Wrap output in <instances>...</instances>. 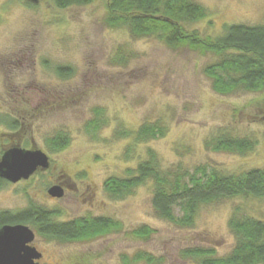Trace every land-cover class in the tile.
<instances>
[{
	"label": "rangeland",
	"instance_id": "1",
	"mask_svg": "<svg viewBox=\"0 0 264 264\" xmlns=\"http://www.w3.org/2000/svg\"><path fill=\"white\" fill-rule=\"evenodd\" d=\"M194 1L208 15L188 27L203 36H218L224 24H264V0ZM107 2L59 8L53 0H0L1 114L9 115L8 121L23 115L24 121L18 117L22 146L35 143L51 161L49 170L27 181L0 186V209L16 211L30 200L48 201L62 209L63 218L104 215L117 222L116 231L93 238L36 239L47 264H145L138 252L152 254L159 264H199L185 253L195 248L210 249L211 258H221L234 245L231 214L239 208L264 219V197L204 204L193 225L182 227L155 214L150 180L122 198L111 197L103 183L133 172L147 149L167 169H264V90L216 92L205 73L217 58L214 54L184 45L169 48L153 37L133 38L124 28L108 26ZM119 50L126 60L114 63ZM58 67L70 74L60 76ZM95 108L102 110L105 121L92 135L86 125ZM155 121L165 128L163 135L134 140L138 127ZM120 130L130 135L119 136ZM60 131L69 136V144L52 152L45 140ZM220 131L253 138L256 144L245 154L214 151L207 140ZM14 133L0 125V144ZM58 178L71 187L49 202L46 190L57 186ZM141 226L150 228V234H133Z\"/></svg>",
	"mask_w": 264,
	"mask_h": 264
},
{
	"label": "trees",
	"instance_id": "2",
	"mask_svg": "<svg viewBox=\"0 0 264 264\" xmlns=\"http://www.w3.org/2000/svg\"><path fill=\"white\" fill-rule=\"evenodd\" d=\"M59 8L83 5L91 0H53ZM206 9L194 0H108L104 18L108 26L126 29L133 38L153 37L169 48L188 46L202 52H210L217 58L205 67V73L212 81L213 89L220 93L238 91L257 92L264 90V24H224L222 33L216 37L203 36L189 29V25L204 19ZM117 52L114 63L125 61L124 54ZM56 73L68 76L69 70L58 67ZM94 117L87 123L86 131L95 135L103 122V112L94 109ZM264 120V116L261 118ZM165 128L157 123H144L134 132L137 142L155 139L164 134ZM120 135H130L119 131ZM70 138L64 132L46 145L52 152H58L69 144ZM256 141L250 137H238L228 131H220L207 140L214 151L245 154L251 151ZM150 180L152 186L151 204L155 214L168 222L182 227L193 225L200 206L221 199L264 197V169L252 168L241 173H223L220 169L199 165L192 169L178 166L163 168L157 154L147 149L146 158L137 167L129 170L126 177L112 176L104 181L103 187L113 198H122L135 186ZM30 208L17 215L3 214L0 221L27 220L33 216L44 218L45 212ZM175 210L180 213L175 215ZM48 225V224H47ZM228 225L234 236L231 251L221 258H211L210 249L187 250L199 264H264V219L254 218L236 208ZM45 231L63 234L68 241L83 240L105 235L118 229L111 218H78L56 227L43 226ZM136 235L150 234V228L141 226ZM138 259L145 264H159L160 259L147 252H138ZM128 259L127 257H125Z\"/></svg>",
	"mask_w": 264,
	"mask_h": 264
},
{
	"label": "flooded vegetation",
	"instance_id": "3",
	"mask_svg": "<svg viewBox=\"0 0 264 264\" xmlns=\"http://www.w3.org/2000/svg\"><path fill=\"white\" fill-rule=\"evenodd\" d=\"M27 1H30V0H27ZM32 1L36 2L37 0H32ZM46 101H47V98H46ZM1 108H3V107L1 106ZM1 108H0V114L3 113ZM22 111H23V109H22ZM1 115H4V116H0V125L6 126L7 128L12 129L13 131H15V133L10 134V135H5L9 139H8L6 144H0V158L5 151H7L11 148H14V147H20V148L28 149V150H32V149L33 150H40V151L44 152L43 150L39 149L35 143H32V142H31L30 146H27V148H24L25 145L22 146V143H23L22 138H24V135H23V132L21 131L20 126L22 125L21 120L22 121H24V119L26 120V118L23 115L18 114V117L21 119L20 122L18 121L19 120L18 117L15 119L14 116H16V115L14 113L11 114V115H14V116H12L14 118L11 121H8L9 115H7V116H6V114H1ZM18 130H20L21 133H20V131L18 132ZM55 136H56V133L47 137L45 140V143L47 142V140L50 141ZM47 148L49 149L48 146H47ZM48 159H49V166L47 168H45V169L37 168L34 171V173L32 175H30L27 179H20L17 182H10V181H7V180L0 177V186L9 185V184L17 185V184H20L24 181L29 180L33 176H36L41 171L49 170L50 165H51V161H50L49 156H48ZM59 181H61V180L59 179L55 183L57 184V186H59L62 189V195L64 196L71 186L68 183V181H62V182H59ZM48 190L49 189L47 188L46 193H47V197H48L49 202L57 201L61 198V197L59 198V197H53V196L49 195ZM47 202L45 201V203H44L43 201L37 202L34 200H30L26 206H24V207H22L16 211H10L7 209H2V208L0 209V216L5 214V213L11 214V215H17L20 212H22L24 210H28L30 208L39 209V210L45 212V216H44L43 220L39 219L37 216H33L32 218L30 217V219H27V220H14L12 222L0 221V229L4 226L23 225V226L28 227V229H30L32 231L33 240L30 243H28V245L31 247H34L36 250V253H38V257L33 259L34 263L47 264L44 262V259H43L44 258L43 251L35 242L36 239L43 238L49 242H51V241L68 242V239H63L64 238L63 234L45 231V229H43V226L46 225L48 227H56L57 225L62 224V223H66L70 220H74V219H78V218H86L88 216L110 218L109 216H104V215L103 216H93V215H89V214L79 215V216L69 218V219L63 218L62 215L64 214V212L62 211V209L56 208V207L52 206L51 203H47ZM33 209H31V210H33ZM50 264H52V263H50Z\"/></svg>",
	"mask_w": 264,
	"mask_h": 264
},
{
	"label": "water",
	"instance_id": "4",
	"mask_svg": "<svg viewBox=\"0 0 264 264\" xmlns=\"http://www.w3.org/2000/svg\"><path fill=\"white\" fill-rule=\"evenodd\" d=\"M49 166L48 156L40 150H28L14 147L5 151L0 158V177L17 182L27 179L37 168ZM49 195L61 197L62 189L53 186ZM33 240V234L23 225L4 226L0 229V264H38L33 259L38 257L34 247L28 245Z\"/></svg>",
	"mask_w": 264,
	"mask_h": 264
}]
</instances>
